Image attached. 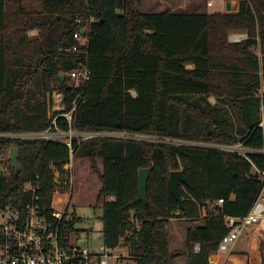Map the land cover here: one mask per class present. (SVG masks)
Instances as JSON below:
<instances>
[{"label":"trees","instance_id":"trees-1","mask_svg":"<svg viewBox=\"0 0 264 264\" xmlns=\"http://www.w3.org/2000/svg\"><path fill=\"white\" fill-rule=\"evenodd\" d=\"M137 5L138 0H38L37 5L0 0V134L54 129L53 116L70 110L76 100L73 130L157 139L74 137L70 152L64 141L0 136V148H18L17 168L0 174V206L11 202L25 210L32 193L23 188L31 183L38 185L41 211L50 213L56 187L68 190L55 173H64L72 153L87 159L100 181L96 202L102 203L105 247L118 246L134 215L140 221L139 231L128 238L134 264H172L167 226L175 217L187 222L186 248L178 252L185 264H208L226 226L221 215L200 218L197 204L223 198L224 214L244 216L260 181L244 157L190 143L264 145L257 95L260 89L264 94V0H240L237 11L222 13H148ZM83 28L90 78L71 87L67 73L81 58L64 48L78 44L75 34ZM33 29L37 34L30 37ZM229 30L245 32L246 38L229 42ZM53 92L62 94L64 109L49 116ZM210 95L229 105L234 130L227 110L211 104ZM56 125L69 128L62 117ZM249 157L263 167L261 154ZM142 167H150L146 200L138 193ZM173 169L187 178V185L179 183L185 210L169 187ZM76 219L63 230H71ZM247 240L245 264H264V219L249 225Z\"/></svg>","mask_w":264,"mask_h":264},{"label":"built area","instance_id":"built-area-1","mask_svg":"<svg viewBox=\"0 0 264 264\" xmlns=\"http://www.w3.org/2000/svg\"><path fill=\"white\" fill-rule=\"evenodd\" d=\"M76 21L77 23H81L80 19ZM75 38L78 44L64 48V51L79 55L81 58L78 66L67 73L70 86L80 87L90 78V69L85 61L88 56V39L87 35L82 32H77ZM243 38V35H239L235 38V41H239ZM52 99L53 103L48 112L49 116H53V112L55 111L64 109L62 106V94L53 92ZM76 105L77 101L75 100L70 110L53 116L51 126L53 125L54 129L48 128L38 132L5 133L0 134V136L39 137L47 140L64 141L70 146V152L73 151L71 148V139L74 137L82 140L92 136L106 135L152 141L157 140L156 136L147 134L126 132H81L73 130L71 128V121ZM259 109L261 120L258 125L264 127V96L261 99ZM59 117L67 121L69 126L68 130L65 131L57 127L56 120ZM62 138L65 139L62 140ZM190 144L233 152L244 157L251 164V173L257 176L260 181L259 192L244 216L236 217L224 214L222 212L224 203L223 198L206 199L197 204L200 218L209 215H221L223 218V222L226 226V233L218 242L216 249L210 253L208 260V264H223L221 259L222 253L231 250L236 240L248 232L250 224L259 223L264 219V165L262 168H258L249 157L250 154H261L264 158V145L261 148L248 147L243 140H239L235 143L191 142ZM72 158L73 156L71 153L69 159L63 165L64 173H55L56 180H62L63 185L68 186V188H71ZM37 188V184L31 183L24 186L23 189L25 191H30L32 193L31 201L26 204L25 210L15 207L11 202H7L5 205L0 206V264H113L109 248L103 245L100 253L92 254L88 247L81 248L76 245L77 237L73 229L69 231L63 230L65 224L73 218L68 215L71 195L63 199L58 197L61 207L57 209L52 204L51 212L47 214L41 211L37 203L38 196L35 194ZM65 192L67 191H61L59 187H56L53 199L56 195ZM178 213L179 211L176 212V214ZM172 218L175 217H170L169 221L172 220ZM139 229L140 221L132 215L130 217V223L124 235L121 236L118 245H126L128 248V238L133 237ZM198 248L199 244L196 243L194 249L198 250Z\"/></svg>","mask_w":264,"mask_h":264},{"label":"rangeland","instance_id":"rangeland-1","mask_svg":"<svg viewBox=\"0 0 264 264\" xmlns=\"http://www.w3.org/2000/svg\"><path fill=\"white\" fill-rule=\"evenodd\" d=\"M24 1L31 2L33 5L38 4V0ZM227 1H230L231 4V9L229 11H226L225 9ZM239 1L240 0H138L137 6L140 11L148 13L159 12L163 9H169L175 12L222 13L237 11ZM36 32L37 31H35V29L29 30V36H35L37 34ZM239 35H243L244 38H246L245 32L229 30L227 40L229 42H236L235 38ZM253 51L257 55H260L258 49H254ZM257 95L259 97H263V91L260 89ZM208 101L211 102V104L216 105L218 108H225L227 110V114L230 116L228 122L234 130L236 119L229 105L219 102L218 97L214 95L208 96ZM64 139L65 138H62V140ZM9 151V148H0V174H8L11 170V166H13L12 162L9 160ZM81 160L82 161L78 159V163L74 159L72 160L73 168L71 188L69 187L67 192L63 194L56 195L52 204L55 208L59 209L61 207V203L58 200V197L63 199L68 198L71 195L68 215L77 218L72 228L77 237L76 245L81 248L88 247L90 253L96 254L101 252V247L103 246L102 203L96 202L100 181L97 174L90 169L89 161L87 159ZM97 163L100 167L101 160L99 159ZM180 221L183 222L179 223L176 219L174 222H178L180 224L179 230L182 234L186 228L187 222L184 220ZM172 229L173 227L171 224L170 230ZM184 242L185 238H183V242L175 243L174 247L170 251H184L186 248L185 244L183 248L180 247ZM247 248L248 240L247 233H245L241 238L236 240L230 251L222 253L221 259L223 264H245L247 260ZM109 253L113 264H134V260L128 255V248L126 245H118L114 248H110Z\"/></svg>","mask_w":264,"mask_h":264},{"label":"water","instance_id":"water-1","mask_svg":"<svg viewBox=\"0 0 264 264\" xmlns=\"http://www.w3.org/2000/svg\"><path fill=\"white\" fill-rule=\"evenodd\" d=\"M225 9L226 11H229L231 9L230 1L226 2ZM81 32L85 33L86 29L83 28ZM61 78L63 79L64 75H61ZM17 155H18V148L16 146L11 147L9 151V160L12 162L15 169L17 168ZM149 172H150V167H142L138 170V193L142 200H146V182ZM56 182L58 181L56 180ZM168 182L172 194L175 196V198L178 201L179 207L182 210H185L183 198L180 193L179 183L187 185L188 182L182 170L181 169L171 170L168 176Z\"/></svg>","mask_w":264,"mask_h":264},{"label":"crops","instance_id":"crops-1","mask_svg":"<svg viewBox=\"0 0 264 264\" xmlns=\"http://www.w3.org/2000/svg\"><path fill=\"white\" fill-rule=\"evenodd\" d=\"M164 10V9H163ZM162 11V10H161ZM173 12H175V11H173ZM36 31V30H35ZM37 33V32H36ZM28 34H29V32H28ZM76 162L78 161V159H75V158H73ZM72 159V160H73ZM80 161H82L81 159H80ZM78 163V162H77ZM80 165H81V163H80ZM100 165H101V163H100ZM82 166V165H81ZM100 168H101V166H100ZM112 197H110V199H111ZM175 219L176 218H172V220H170L169 221V223H168V229H169V231H170V235H169V249L171 250L173 247H174V245H175V243H177V242H179V243H181V242H183V238H185V229H184V231H183V233L181 234V231L179 230V228H180V224L179 223H181V221L180 220H178L179 221V223L178 222H174L175 221ZM173 222V223H172ZM171 224H172V227H173V229L172 230H170V228H171ZM184 244L185 243H183L182 244V246H180V245H178V246H180V247H182L183 248V246H184ZM177 246V247H178ZM178 255L179 253H178V250L174 253V261H173V263L172 264H185V257L183 256V255H178V256H176V255Z\"/></svg>","mask_w":264,"mask_h":264}]
</instances>
